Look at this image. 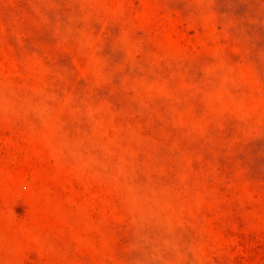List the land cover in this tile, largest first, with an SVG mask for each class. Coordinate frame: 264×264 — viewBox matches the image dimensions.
<instances>
[{"label":"rangeland","instance_id":"374dc122","mask_svg":"<svg viewBox=\"0 0 264 264\" xmlns=\"http://www.w3.org/2000/svg\"><path fill=\"white\" fill-rule=\"evenodd\" d=\"M0 264H264V0H0Z\"/></svg>","mask_w":264,"mask_h":264}]
</instances>
